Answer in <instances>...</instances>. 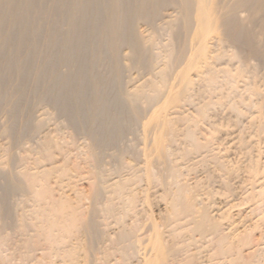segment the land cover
Returning a JSON list of instances; mask_svg holds the SVG:
<instances>
[{"label": "bare ground", "instance_id": "6f19581e", "mask_svg": "<svg viewBox=\"0 0 264 264\" xmlns=\"http://www.w3.org/2000/svg\"><path fill=\"white\" fill-rule=\"evenodd\" d=\"M212 40L223 47L217 45L221 49H213ZM105 58L108 62H101ZM224 60L234 67L216 65ZM129 68H136L142 74L148 71L147 75L151 76L141 75L138 80L130 76L127 80L125 73ZM260 68H264V0H0V107L3 106V113L12 119L0 127V134L12 139L10 144L0 146V215L4 217L0 228H16L17 233L25 237L20 238L26 247V257L43 249L69 253L70 257L65 258L76 261L78 257L74 256L83 250L78 246L81 240L83 242L81 237L87 236L84 232L90 231V235L95 231L97 223L90 219L81 222L84 218L83 212H79L81 208L72 207L74 205L65 199L67 195L55 200L54 188L49 184L53 174L62 186L75 178L68 165V151L76 150L83 163L89 164L88 175L80 173V176L90 182L92 199L101 204L99 211L114 214L117 203L126 211L135 210L137 200L132 186L136 178H148L152 183L161 181L163 193L171 202L166 219L170 231L191 226L194 232L199 231L207 238V244L213 242L211 250L215 249L216 256L210 258L215 264L230 262L233 246L229 236L219 222L209 219L203 209L200 211L198 206L203 200L197 199L187 188L189 184L183 180L181 167L177 158L174 159L182 152L181 146L176 144L187 141L191 149L186 144L184 153L190 159L192 155L200 157V161L209 157L218 163L219 170L227 168L219 162L208 140H204L205 137L206 142L199 140L194 128L199 121L209 124L206 119L211 117L209 110L214 102L197 104L194 109L197 117L180 114V110L178 115L174 108L194 102L191 98L196 83L194 72L208 93L225 85L229 88L227 96H231L238 93L236 83L240 79L248 77L245 81L249 82L250 77L252 80L258 77L264 81ZM247 82L246 89L255 94L259 92L254 84ZM13 87L19 93L10 101ZM41 104L49 105L56 118L72 129L70 140L45 132L52 113ZM250 104L254 107L257 101ZM37 106L43 110L39 115ZM171 109L178 116H172ZM259 112L262 118L258 131H261L264 130L263 104ZM82 132L90 142L88 139L79 142ZM128 134L134 135L132 141L127 139ZM26 137L35 143L32 150L37 156L33 167L24 166L27 158L12 151ZM66 145L68 151L63 152ZM55 149L62 150L59 155L65 161L63 164L57 163ZM111 149L115 151L108 152L106 158L104 151ZM42 161L47 163L41 164ZM5 164L11 167L6 170ZM16 165L17 171L12 172ZM257 166L248 167L251 178L257 177ZM224 183L232 192L230 182ZM66 184L70 185L68 181ZM13 192L24 194V204L34 203L35 214L30 205L31 211L18 219L9 200ZM96 211L97 208L92 212ZM29 215H38L40 219L37 220L38 235L29 233L38 226V222L34 223L36 226L31 224L33 217ZM137 218V215L132 216L130 222L121 223L117 230L107 233L113 244L110 255L113 251L118 254L115 257L119 256L118 264L177 263L186 248H177L180 242L167 243L154 221L142 225ZM147 231L152 233L144 235ZM35 234L40 236L39 241L45 240L47 244L41 247L38 241H33ZM0 243L6 242L0 240ZM87 244L86 249L90 248ZM260 245L253 254L259 251ZM76 248L79 249L77 255ZM86 252L89 253L88 249ZM105 254L103 251L102 257L106 258ZM1 257L0 262L6 264ZM189 257L195 264L192 254ZM133 258L137 263L130 261ZM240 258L238 255L233 260ZM211 259L202 264H210Z\"/></svg>", "mask_w": 264, "mask_h": 264}, {"label": "rangeland", "instance_id": "374dc122", "mask_svg": "<svg viewBox=\"0 0 264 264\" xmlns=\"http://www.w3.org/2000/svg\"><path fill=\"white\" fill-rule=\"evenodd\" d=\"M169 11L171 12V10ZM141 29H145L144 26H141ZM211 45L213 49H215L216 47H218L216 49H221L219 48V46L223 47V44L215 40L211 41ZM103 58L101 59L103 60ZM106 58L104 61L101 62L104 63L108 62L106 61ZM227 62L228 60L227 61L224 60L219 63L216 62V65L220 67H226V65L227 66L229 65L228 67L231 68L233 64ZM261 70H262L261 73L263 74L264 68H262ZM147 74L148 71L142 74L136 68H131V69L129 68L125 73L127 80H129L130 76L134 79L136 78V80L142 78L141 75H144V77L151 76ZM194 74L193 77L194 79L196 78V83L194 84L191 92L192 95L191 98H192V102L194 101L193 102L194 104L193 103L185 104V102H183V104L185 105H181V106L178 105L177 108H174V110L176 109L178 110V111L176 110L178 115L184 112L183 113L184 115L193 114V116L197 117V113L195 114L196 110L194 109L198 105L201 106L206 101L214 102V104L211 105L210 107L211 109L209 110L210 111L209 114L211 117L209 119H206V121L209 122V124L207 125L205 122L199 121L196 125L194 124L195 125L194 128H197L196 132L199 140L204 141L205 139H207L211 149L215 152V154L217 153V159L220 160L219 162H222L227 168L224 171L219 170L217 167L218 163H215V161L209 157H208L209 161H207L208 159H206L207 162L200 161V157L196 155H192L193 158L190 159L189 155L184 153L185 150H187L186 147L187 148L190 147L189 149H191L190 143H187V141L185 142L183 141L184 143L179 142L178 144H176L177 146L182 147V148L179 147L180 149H182L181 150L182 152L180 151L181 154L177 153L180 156L176 155L174 156V159L177 158L176 160L177 164L181 167L180 169L182 171L181 176L183 180L189 184L188 185L189 187L187 188H189L190 192L194 196H196L197 199L199 198L200 200H203V203L198 206L200 208V211L203 209V212L209 214V219L212 218L213 220H215V222L217 223L219 222L218 224H220L221 226L220 228H222L229 236V240L231 241V245L233 246L232 247L233 252L230 255L231 261L225 264H237V262L242 264L243 262H249V261L255 263L264 262V130L258 131V127L260 125L262 118V116L259 114L260 113L259 110L261 104L264 105V81L262 79H258V77L255 78V80H252L251 79L252 77H250L249 82L245 81V79L248 80V77L240 79L238 81L239 84L236 83L238 85V89L240 92L237 91L238 93L231 96L230 95L227 96L229 94L228 93L229 88L227 86L225 85L221 86L218 88V90L208 93L207 87H205L203 85V82H201L198 79V77H196L197 75ZM242 80L243 82H240ZM246 82L251 83V85L254 84L253 86L257 87L259 89V92L255 94L251 90L246 89V84H245ZM1 91L2 88H0V92ZM17 91H19L17 88L15 87L11 88V94L13 96H9L10 101L18 96L19 92ZM255 100L257 101V105L251 107L252 106L250 104L251 101H255ZM233 103L236 104L237 108H239L238 109L239 111L233 107ZM41 106L42 107L46 106L48 110H50V112L52 113L51 114L52 120L45 127V132H49L50 135H58L59 137L64 138L65 140H70L69 136L70 134L73 133L72 129L64 121H62V119L58 120L56 118V113L52 111L49 105L41 104ZM41 106L39 105V107ZM247 106L249 107L247 108ZM1 107L3 108V106ZM1 107H0V123H1L0 127L1 125L3 126L12 122L11 121L12 119L9 117V115L6 116V114L3 113V109ZM39 107L37 106V114L38 113L40 114L43 111V110H39L40 109ZM47 108H44V110ZM172 109H171L172 111L171 114H173ZM179 110L181 111L180 114H179L180 112ZM240 111L241 113H239ZM177 113H174L172 116H178L175 115ZM55 123L57 124V126L55 125ZM179 123H177V126H179ZM180 126H183V124ZM43 134L44 132L41 133V138ZM78 137L80 143L82 142V140L84 142L85 140L88 139L87 135L84 132L80 133ZM10 139H11L10 137L8 138L3 137L0 134V146L1 144L4 145L7 142L10 144L12 141V139L11 140ZM127 139L132 141L134 139V135L128 134ZM240 140H242L241 144H240ZM87 141L90 142L91 140L88 139ZM186 144L187 145L189 144V146H186ZM34 145H35L34 141L26 137L21 141L20 144H18L12 150L13 152H16L17 154L23 155L24 157L27 158L24 166H28V167L34 166L33 160L37 156L36 154L33 153L32 150ZM67 146L68 145L64 146L63 152L68 151ZM242 146L246 148H243ZM59 150L58 152L56 150L57 153L56 161L58 164H63L65 161L64 159H61L62 157L61 155H59ZM110 151L114 152L115 150L111 149L106 151V153L104 151V155L106 154L105 157L108 156L109 153H112ZM68 153L70 157V161L68 165L70 166V168H72L71 171H73L72 173L75 174L74 175L75 178L73 177V180L71 179L72 181L67 180L68 183H70V185L66 184L67 181H65L64 184L62 183L63 184L62 186L60 185L61 182L57 178L56 174H53L49 179V184L51 185L52 188H54L53 196L54 198H56L55 200H59V199L61 200L64 197H66L65 195H67L68 197H66L65 199L66 201L74 205V206L71 205L72 207H74L75 209L81 208V211L79 212H83V215L81 216L84 217L82 218L81 222H85L84 221L85 219L86 220L90 219L97 223L98 227H95V231H92L93 233L97 231V233L92 235L91 232L90 235H88L90 231L84 232L87 233L86 235L88 237L87 236L85 237V235H83V232L80 233L83 235V237H81V239H83V242L81 240L82 243L80 242L81 245L78 246L79 247L82 246L80 248L83 250L80 249L82 252L81 251L79 252L78 251L79 249H77L78 247L75 244L73 245L77 247L76 248L77 251L76 249H74L75 251L72 250L75 252L76 255L78 254V252L80 253L78 254V256H74L76 258L78 257L77 258L78 260L76 259L77 261L76 263V261L71 259L73 257L70 258L71 260L68 259L70 257L68 256L69 253L66 254V252L63 251H60L61 254H58V253H53L51 251L47 252V250H43V249L42 250L37 249L35 250L34 254H30L29 257H26L25 256L26 247L23 243L25 237L24 236L22 237L20 234H18L16 228H11L8 226L4 228L1 227L0 240L6 242L5 244L3 243V245L0 243V252L2 253V257H1V253H0V257L4 258L3 259L4 262L10 264H65V263L69 264L70 262L73 261L72 262L73 264H114V263L118 264L119 256H117V258L115 259L116 255L118 254L114 253L113 250H112L113 253L111 255L109 253L110 252L109 249H111L110 245L112 246L113 244H111V242L108 240L107 233L109 234L110 232H113L111 230H117L118 227H120L126 221L130 222L132 220V216L136 217V215L138 217L136 220L137 221L139 220L138 222L142 225H145L150 221H154L155 223H157L159 225V230L162 232L163 238H165V241L170 245H172L173 243L174 245H176L177 243L180 242L179 244H177L178 246L176 245V247L179 249L186 248L184 249L185 251L183 252L180 258L183 261L181 262L182 264H190V263L192 264V262H190L191 260L189 257V255L191 256V254H192L191 258L196 260V261L192 260L193 262H195V264H202V261L205 262L211 259L210 258L211 256H216L214 255V253L216 252L215 249L213 251L211 250V248H213V242L208 241L209 243L207 244L206 241L207 238H204L199 231L194 232L193 229L190 228L191 226L185 227L183 229H179L177 232L170 231L171 227H168V225L166 224V219L169 216L168 211L171 206V202L170 200H168L165 193H163L164 186L162 185L161 181H158V183L154 181V183H156L154 184L148 178L146 179L142 178L139 180H137L136 178V182L132 186V188L135 189V196L137 200L136 209L126 211L123 205L117 203L116 204L117 209L114 214H105L104 211L102 212L99 211V208H101V204L99 203L96 204V202L92 199L93 197L91 196L92 187L90 182L87 181L88 179L85 180L80 176V173L83 175H86L87 173L88 175L87 171L89 169V164L83 163V159L80 155V152L73 150L71 153L68 151ZM40 163L46 164L47 162L42 161ZM251 164H255L256 166L258 165L257 166L258 174L256 173L257 177L255 178L254 177L251 178L250 176L251 174L249 173L250 170L249 168ZM5 166H6V170L11 167L9 164H5ZM20 167L22 168V166ZM17 169L18 166L16 165L15 170H12V172L13 171L16 172ZM76 174L77 175L79 174L78 176L80 178H77ZM225 181H227L228 183L230 182L232 192H230L229 189H227V186L224 183ZM58 185H60V187ZM61 187L63 188L66 187L64 189V192H62L63 188ZM75 190L79 193L75 194L76 193ZM1 193L2 192L0 190V194ZM54 194H56L57 197H55L56 195ZM78 194L81 195V198ZM77 196L79 199L77 198ZM24 198H25L24 194L20 192L11 193L9 198L10 204L16 209L18 219H20L23 214H28L29 212L28 210L31 211L30 208L31 206H33L32 207L33 214H35L34 203L24 204ZM95 208H97L98 211L93 213L92 211ZM119 209L121 210V212H119L120 211ZM136 212H139V214H136ZM118 214H120V216ZM37 216L38 215H33V216L29 215V217H33V221L32 218H29L32 221L31 224L33 223L32 225H35L34 223L38 222L37 220L39 218ZM2 219H4V217L1 218L0 215V226L3 221ZM37 224L38 226H36ZM36 225H35L36 231L30 230L29 231L30 234L34 235V233H36L38 235L37 230L39 229V222L36 223ZM35 226H33V230H35ZM147 232L144 235L152 233L149 231ZM36 234L35 236H33V241L34 240L38 241V244L41 245V247H43L44 244H47L45 243V240L39 241L40 236H37ZM112 235L116 236L115 234ZM104 236L107 239H105ZM20 237L23 238V240ZM36 238H38V240ZM92 238L94 240H92ZM202 239L206 241L205 242L206 245L203 244L204 241L203 242L200 241ZM43 241L44 243H42ZM86 242H88V244ZM86 244L87 247H90L87 248L89 253L86 252L87 251ZM259 244H261L259 251L253 254V251ZM39 245L37 247H40ZM91 245L93 247H91ZM98 249H100L101 252ZM103 251H105L106 253L105 254L106 258L104 256L102 257ZM184 253L186 254L184 255ZM49 254L50 255L55 254V255H52L50 257ZM107 254L109 255L107 256ZM237 254L241 258L240 260L235 261L233 260V258L236 259L238 257ZM33 255L35 256V258ZM97 256H99L101 259L103 258L104 259L101 260ZM96 258L98 260H95ZM212 258L215 259V257ZM133 259H131L130 261L137 263L136 258ZM180 259L178 257V261H180ZM1 260L2 259H0V261ZM105 260H107L106 263ZM178 261H175L177 262L175 264H181ZM0 264L2 263L0 262ZM210 264H215V260H212Z\"/></svg>", "mask_w": 264, "mask_h": 264}]
</instances>
